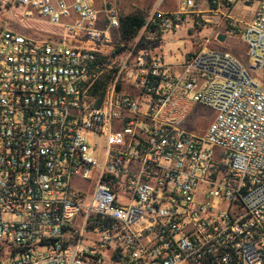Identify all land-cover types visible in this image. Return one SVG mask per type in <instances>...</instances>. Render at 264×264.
Instances as JSON below:
<instances>
[{"label": "built area", "instance_id": "built-area-1", "mask_svg": "<svg viewBox=\"0 0 264 264\" xmlns=\"http://www.w3.org/2000/svg\"><path fill=\"white\" fill-rule=\"evenodd\" d=\"M164 1L129 39L105 0L5 1L56 32L0 24V264H264V0ZM238 3L244 60L206 39L166 62Z\"/></svg>", "mask_w": 264, "mask_h": 264}, {"label": "rangeland", "instance_id": "rangeland-1", "mask_svg": "<svg viewBox=\"0 0 264 264\" xmlns=\"http://www.w3.org/2000/svg\"><path fill=\"white\" fill-rule=\"evenodd\" d=\"M6 0H0V24L5 29L15 30L27 36L46 39L56 32L50 24L45 20H28L22 17L18 9L10 11L5 6ZM110 7L114 8L119 15L126 16L136 12H142L144 15L153 7L155 0H105ZM163 8L165 10H176L177 5L173 0L164 1ZM253 8L248 4L238 3L231 12L234 21L227 19L211 18L214 23L204 25L195 30L186 31L184 27L179 28L176 33L170 34L164 39L161 51L165 54L166 62L170 63L173 55L178 58L183 57L184 52L196 51L204 45L206 39L212 41L215 45L225 51H228L240 59H245L248 53V45L242 35V30L252 20ZM208 18V17H207ZM193 24V23H189ZM233 24L237 34L231 32ZM194 25V24H193ZM203 25V24H202ZM226 37L224 42L218 41V36ZM88 46H94V43L88 42ZM262 84V82H259ZM215 118V112L206 106L197 105L187 119L185 128L188 132L197 136H203Z\"/></svg>", "mask_w": 264, "mask_h": 264}, {"label": "trees", "instance_id": "trees-1", "mask_svg": "<svg viewBox=\"0 0 264 264\" xmlns=\"http://www.w3.org/2000/svg\"><path fill=\"white\" fill-rule=\"evenodd\" d=\"M145 15L142 12L132 13L126 16H122L120 18L121 23V33L123 35V39L132 38L138 30L142 27L144 23ZM142 44L139 46L138 50L143 48ZM120 49L116 50V53L119 52Z\"/></svg>", "mask_w": 264, "mask_h": 264}, {"label": "crops", "instance_id": "crops-1", "mask_svg": "<svg viewBox=\"0 0 264 264\" xmlns=\"http://www.w3.org/2000/svg\"><path fill=\"white\" fill-rule=\"evenodd\" d=\"M186 53L187 52H184L183 53V57H180V58H178L177 56L173 55L172 58H171V62L170 63L167 62V63L170 64V65H173V66H175L177 68L178 66L182 65V63H184L185 54Z\"/></svg>", "mask_w": 264, "mask_h": 264}, {"label": "water", "instance_id": "water-1", "mask_svg": "<svg viewBox=\"0 0 264 264\" xmlns=\"http://www.w3.org/2000/svg\"><path fill=\"white\" fill-rule=\"evenodd\" d=\"M225 39H226V37L224 35H219L218 36V41H220V42H224Z\"/></svg>", "mask_w": 264, "mask_h": 264}]
</instances>
